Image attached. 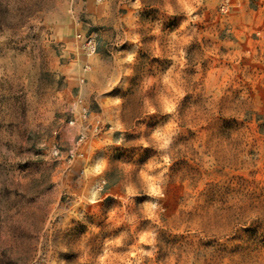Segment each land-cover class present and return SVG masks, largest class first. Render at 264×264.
Instances as JSON below:
<instances>
[{"label":"rangeland","instance_id":"rangeland-1","mask_svg":"<svg viewBox=\"0 0 264 264\" xmlns=\"http://www.w3.org/2000/svg\"><path fill=\"white\" fill-rule=\"evenodd\" d=\"M184 2L0 0V264H264V0Z\"/></svg>","mask_w":264,"mask_h":264},{"label":"clouds","instance_id":"clouds-1","mask_svg":"<svg viewBox=\"0 0 264 264\" xmlns=\"http://www.w3.org/2000/svg\"><path fill=\"white\" fill-rule=\"evenodd\" d=\"M181 3L183 4V7L189 12V14H191L195 9L192 7V5L190 3H185L184 0H181ZM175 105L171 104V103H167L166 102V107H165V111L170 113L173 111ZM154 111V110H153ZM157 139L163 141V143L161 144V147H166L168 144V141L164 138V136L160 135L159 133L156 134ZM153 191L158 192L157 189H153Z\"/></svg>","mask_w":264,"mask_h":264},{"label":"built area","instance_id":"built-area-1","mask_svg":"<svg viewBox=\"0 0 264 264\" xmlns=\"http://www.w3.org/2000/svg\"><path fill=\"white\" fill-rule=\"evenodd\" d=\"M83 49L86 52V54L89 56L95 54V52L97 50V45H96L94 38H92V37L87 38L84 42ZM86 113H87L86 109H84L83 110V116L84 117H86Z\"/></svg>","mask_w":264,"mask_h":264}]
</instances>
